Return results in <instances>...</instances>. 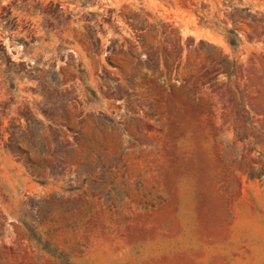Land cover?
Segmentation results:
<instances>
[{"label": "rangeland", "instance_id": "obj_1", "mask_svg": "<svg viewBox=\"0 0 264 264\" xmlns=\"http://www.w3.org/2000/svg\"><path fill=\"white\" fill-rule=\"evenodd\" d=\"M0 264H264V0H0Z\"/></svg>", "mask_w": 264, "mask_h": 264}]
</instances>
